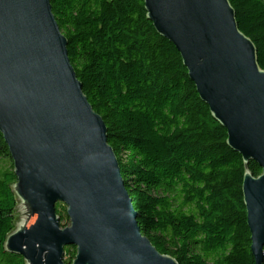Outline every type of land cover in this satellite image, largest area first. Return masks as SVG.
Listing matches in <instances>:
<instances>
[{
	"label": "water",
	"instance_id": "obj_1",
	"mask_svg": "<svg viewBox=\"0 0 264 264\" xmlns=\"http://www.w3.org/2000/svg\"><path fill=\"white\" fill-rule=\"evenodd\" d=\"M181 53L228 144L246 164L243 194L255 264H264V69L230 0H144ZM0 131L17 181L5 250L26 264H179L144 235L108 128L83 90L51 0H0ZM67 207L62 226L56 204Z\"/></svg>",
	"mask_w": 264,
	"mask_h": 264
},
{
	"label": "trees",
	"instance_id": "obj_2",
	"mask_svg": "<svg viewBox=\"0 0 264 264\" xmlns=\"http://www.w3.org/2000/svg\"><path fill=\"white\" fill-rule=\"evenodd\" d=\"M239 27L257 47L264 69V0H230ZM68 39L71 63L90 103L104 119L138 223L163 254L179 264H255L243 194L246 164L227 142L191 80L181 53L158 33L144 0H51ZM0 264H26L5 250L16 226L14 163L0 131ZM62 226L70 218L58 202ZM77 247H65L72 264Z\"/></svg>",
	"mask_w": 264,
	"mask_h": 264
},
{
	"label": "rangeland",
	"instance_id": "obj_3",
	"mask_svg": "<svg viewBox=\"0 0 264 264\" xmlns=\"http://www.w3.org/2000/svg\"><path fill=\"white\" fill-rule=\"evenodd\" d=\"M11 162L7 159H0V180L4 182L6 186L8 182L11 180V175L7 174L6 170H11ZM70 222L68 223V225Z\"/></svg>",
	"mask_w": 264,
	"mask_h": 264
}]
</instances>
